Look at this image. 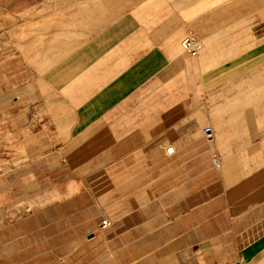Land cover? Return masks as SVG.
I'll return each instance as SVG.
<instances>
[{
  "label": "crops",
  "instance_id": "0c3cea01",
  "mask_svg": "<svg viewBox=\"0 0 264 264\" xmlns=\"http://www.w3.org/2000/svg\"><path fill=\"white\" fill-rule=\"evenodd\" d=\"M25 6L0 19V213L28 201L14 180L38 182L37 222L5 237L21 247L6 259L264 264V0ZM94 173L111 224H46L58 184Z\"/></svg>",
  "mask_w": 264,
  "mask_h": 264
},
{
  "label": "rangeland",
  "instance_id": "374dc122",
  "mask_svg": "<svg viewBox=\"0 0 264 264\" xmlns=\"http://www.w3.org/2000/svg\"><path fill=\"white\" fill-rule=\"evenodd\" d=\"M37 0H0V19L3 21L4 15L6 12H9V15L11 14V10L15 13V10H20L21 8H26L25 4H35ZM36 5L29 6L28 14H36ZM33 10V11H31ZM27 13V11L25 12ZM19 15V14H18ZM3 27V25H2ZM191 34V33H190ZM189 35V34H188ZM199 38V37H198ZM200 39V38H199ZM201 40V39H200ZM202 41V40H201ZM203 43V41H202ZM173 150L171 149H165L163 150L164 155H168ZM94 156H100L102 153L99 149H94L93 151ZM34 168V167H33ZM93 169H96V167H93ZM100 173L95 174L94 177H96L98 180H94L92 182L90 181H77L75 183H69V182H61L58 184L59 186V198H54L53 204H48L50 207H53L52 205L59 206L56 211H59V214L54 213H47L45 217L46 224L52 223L54 218L60 217L61 219V227L62 232L65 231L64 228L70 225L71 223H75L76 220H85L90 218L96 225L100 223L102 225L103 220L108 219L110 221H113V217L109 214H104V207H106V196L109 192V187L112 183L107 181L101 180ZM14 187L15 192H29V198L28 201H26L25 198H17L14 197L12 200L13 208L10 209V212L7 213H0V264H21L22 256L20 254H14L12 257L10 255H7V259L5 257V252H2V247L5 249L7 247L10 250H17L21 248L20 246L16 245H9L5 246L2 242L5 241V237L10 236L12 233L19 232V227L21 225V222L24 221H30V227L35 225L37 222L34 215H32L31 211L35 210V199L37 197V188H38V182L30 183L32 186H29V189L27 188L26 183L20 182V180H14L11 183ZM56 183H46V186H51ZM20 192V193H21ZM25 197V196H24ZM3 200V199H2ZM53 201V199H52ZM2 205H5L4 203ZM31 212V213H30ZM32 215V216H31ZM49 222V223H48ZM6 226L8 229H5ZM18 229V230H17ZM48 229H46V232ZM14 242H17V240H14ZM68 247H61V252H64V250H67ZM62 261L65 263L62 264H70L72 261L71 256L62 254ZM6 259V260H5ZM7 261V262H5ZM69 262V263H66Z\"/></svg>",
  "mask_w": 264,
  "mask_h": 264
},
{
  "label": "built area",
  "instance_id": "2783aa9c",
  "mask_svg": "<svg viewBox=\"0 0 264 264\" xmlns=\"http://www.w3.org/2000/svg\"><path fill=\"white\" fill-rule=\"evenodd\" d=\"M181 47H182V50L189 54V55H193V56H196L200 53L202 47H203V43L202 41L193 33L187 35L183 40H182V43H181ZM204 133H208V130L207 129H204L203 131ZM210 134V132H209ZM216 165L218 167H220V164L217 162ZM111 224V221L108 220V219H105L103 220L102 222V227L103 228H106L108 227L109 225ZM240 264H245V263H240Z\"/></svg>",
  "mask_w": 264,
  "mask_h": 264
}]
</instances>
